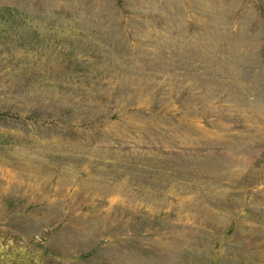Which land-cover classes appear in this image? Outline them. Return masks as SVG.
<instances>
[{
	"label": "rangeland",
	"instance_id": "1",
	"mask_svg": "<svg viewBox=\"0 0 264 264\" xmlns=\"http://www.w3.org/2000/svg\"><path fill=\"white\" fill-rule=\"evenodd\" d=\"M0 264H264V0H0Z\"/></svg>",
	"mask_w": 264,
	"mask_h": 264
}]
</instances>
